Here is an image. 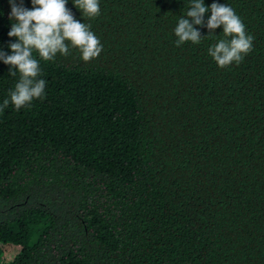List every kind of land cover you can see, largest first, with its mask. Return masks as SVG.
<instances>
[{"label":"trees","instance_id":"16d2710c","mask_svg":"<svg viewBox=\"0 0 264 264\" xmlns=\"http://www.w3.org/2000/svg\"><path fill=\"white\" fill-rule=\"evenodd\" d=\"M212 3L254 38L239 64L208 55L210 11L176 46L190 0H99L94 19L68 0L103 50L41 60L45 98L0 112L2 264H264V0ZM10 13L0 0L8 55Z\"/></svg>","mask_w":264,"mask_h":264},{"label":"clouds","instance_id":"9594fccd","mask_svg":"<svg viewBox=\"0 0 264 264\" xmlns=\"http://www.w3.org/2000/svg\"><path fill=\"white\" fill-rule=\"evenodd\" d=\"M9 2V19L13 23L8 36L15 38L16 42L8 45L11 55L0 51V61L10 66V76L15 77L19 73V79L14 89L9 91V98L0 105V112L10 103L19 111L30 106L34 100L45 98L46 81L39 78L42 75L41 60L54 61L57 54L67 56L69 45L80 52L84 62L98 58L103 50L100 40L91 31V24L78 21L67 8L68 0H31V9L17 5L15 0ZM72 2L84 17L94 19L100 15L99 0ZM209 11L207 37H215V30L222 27L223 38L209 47L208 55L220 68L239 64L252 51L254 38L246 32L241 18L227 4L212 3L209 8L204 0H190L186 17L181 16L174 29L176 46L185 42H201L204 37L194 25L203 27L204 15ZM34 52L39 59L33 56Z\"/></svg>","mask_w":264,"mask_h":264},{"label":"rangeland","instance_id":"374dc122","mask_svg":"<svg viewBox=\"0 0 264 264\" xmlns=\"http://www.w3.org/2000/svg\"><path fill=\"white\" fill-rule=\"evenodd\" d=\"M3 259H4L3 255H0V264H2Z\"/></svg>","mask_w":264,"mask_h":264}]
</instances>
